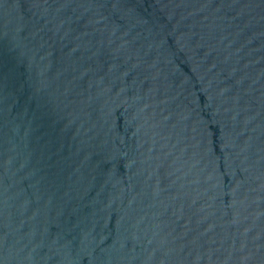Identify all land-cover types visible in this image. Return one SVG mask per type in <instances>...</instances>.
<instances>
[{
  "label": "water",
  "instance_id": "1",
  "mask_svg": "<svg viewBox=\"0 0 264 264\" xmlns=\"http://www.w3.org/2000/svg\"><path fill=\"white\" fill-rule=\"evenodd\" d=\"M0 264H264V0H0Z\"/></svg>",
  "mask_w": 264,
  "mask_h": 264
}]
</instances>
